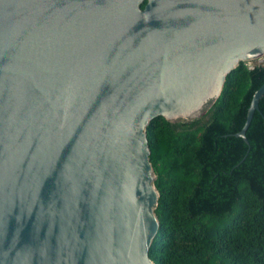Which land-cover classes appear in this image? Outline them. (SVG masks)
Returning a JSON list of instances; mask_svg holds the SVG:
<instances>
[{"label": "water", "instance_id": "95a60500", "mask_svg": "<svg viewBox=\"0 0 264 264\" xmlns=\"http://www.w3.org/2000/svg\"><path fill=\"white\" fill-rule=\"evenodd\" d=\"M262 58L264 0H0V264H155L147 127Z\"/></svg>", "mask_w": 264, "mask_h": 264}, {"label": "trees", "instance_id": "16d2710c", "mask_svg": "<svg viewBox=\"0 0 264 264\" xmlns=\"http://www.w3.org/2000/svg\"><path fill=\"white\" fill-rule=\"evenodd\" d=\"M263 84L264 63H241L204 116L147 127L160 193L155 264H264V97L250 145L237 137Z\"/></svg>", "mask_w": 264, "mask_h": 264}, {"label": "rangeland", "instance_id": "374dc122", "mask_svg": "<svg viewBox=\"0 0 264 264\" xmlns=\"http://www.w3.org/2000/svg\"><path fill=\"white\" fill-rule=\"evenodd\" d=\"M249 66H253L255 64H262L264 63V58H262L261 60H256V61H253V62H246Z\"/></svg>", "mask_w": 264, "mask_h": 264}, {"label": "built area", "instance_id": "2783aa9c", "mask_svg": "<svg viewBox=\"0 0 264 264\" xmlns=\"http://www.w3.org/2000/svg\"><path fill=\"white\" fill-rule=\"evenodd\" d=\"M263 64V63H262ZM249 66V65H248ZM254 66V65H253ZM253 66H249L250 69H253Z\"/></svg>", "mask_w": 264, "mask_h": 264}]
</instances>
